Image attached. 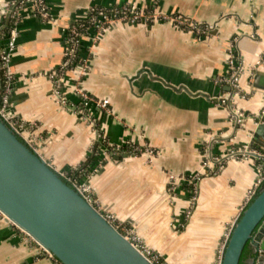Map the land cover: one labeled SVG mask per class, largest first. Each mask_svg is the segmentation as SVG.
Here are the masks:
<instances>
[{
    "label": "crops",
    "instance_id": "0c3cea01",
    "mask_svg": "<svg viewBox=\"0 0 264 264\" xmlns=\"http://www.w3.org/2000/svg\"><path fill=\"white\" fill-rule=\"evenodd\" d=\"M12 1L0 0V48ZM46 1L48 18L28 6L19 22L10 62V112L32 124L37 151L65 171L91 155L97 141L95 129L77 109L76 82L94 99L107 98L110 110L95 100L88 105L107 141L147 144L156 153L114 154L102 164L96 155L89 181L99 204L124 223L135 222L143 241L167 264H215L225 230L243 210L260 168L254 158H231L219 173L204 174L195 182L191 178L204 170L201 146L212 133L220 136L214 143L216 153H225L235 143L252 142L255 115L264 109V0ZM128 2L182 14L211 27L199 34L169 19L118 21L96 41L89 31L81 44L86 71L66 74L61 102L50 73L63 60L66 27L92 6ZM230 49L245 65L244 95L231 97L230 86L222 81L229 73ZM142 67L150 72L137 73ZM151 73L189 90L176 89ZM198 91L216 98L192 93ZM231 101L247 114L239 128L229 120ZM171 182L176 184L174 195ZM249 248L245 264H252L259 253L254 241ZM0 264L63 263L39 251L0 214Z\"/></svg>",
    "mask_w": 264,
    "mask_h": 264
},
{
    "label": "water",
    "instance_id": "95a60500",
    "mask_svg": "<svg viewBox=\"0 0 264 264\" xmlns=\"http://www.w3.org/2000/svg\"><path fill=\"white\" fill-rule=\"evenodd\" d=\"M255 116L252 142L264 147V109ZM0 210L63 264H155L1 116ZM251 241L259 251L252 264H264V183L234 221L220 264H239Z\"/></svg>",
    "mask_w": 264,
    "mask_h": 264
},
{
    "label": "built area",
    "instance_id": "2783aa9c",
    "mask_svg": "<svg viewBox=\"0 0 264 264\" xmlns=\"http://www.w3.org/2000/svg\"><path fill=\"white\" fill-rule=\"evenodd\" d=\"M13 10L10 14V26L8 29L5 27L3 30V37L5 42L0 48V62L4 65V75H5V86L3 90H0V116L11 125L18 134L23 137L27 143H29L34 149H38L35 136L31 133L32 124H27L22 119L15 117L9 110V91L10 84L12 80V74L10 70L11 57L14 52V49L17 45V36L19 34V22L22 17L23 10L30 6L32 9L41 17L48 18L50 16V8L46 0H13ZM87 18L88 21L84 22L82 19ZM158 19H169L177 23L178 25L192 28L197 33H204L208 31L211 27V24L199 23L185 15L182 14H166L161 13L156 10L153 6H138L135 3H122L115 4L111 6H102L95 5L92 6L87 14L79 19L76 23L75 20L71 22L68 27H66V47L64 52L63 60L61 64L55 68L50 73L55 85V93L57 98L64 102L63 95V86L64 79L67 73L71 70L77 69L80 72H85L87 68V58H83L81 55V44L82 38L89 31L93 33V39L96 41L98 36L111 24L118 21L124 22H138V21H155ZM228 63H229V73L222 78V81L227 83L231 88V97L234 95H244L241 86V75L245 70V65L240 55L234 49H230L228 54ZM1 87V84H0ZM75 92L80 98L78 105V111L81 115L84 116L86 121L92 125L96 124V118L92 115L89 109L90 101H96L98 106L105 110H110L109 101L107 98L104 99H94L89 93H87L83 87L76 82ZM233 98H231L232 100ZM247 114L243 109H241L235 101H231L229 104V120L231 125L235 128H239L243 125L245 117ZM97 141H100L102 145L96 149L95 152L99 156V163L102 164L103 159L106 157H112L114 154H139L147 153L150 157L156 153V149L151 145H139L130 141H125L122 143L110 144L102 133H100L99 128H95ZM221 135V134H220ZM219 134H211L209 138L203 141L201 146V163L204 170L201 173L195 174L191 179L199 180L204 174H217L225 167L227 161L231 158H254L260 168L259 175L255 180L252 187L248 190L245 206L249 201L254 197L259 188L264 183V147L259 146L253 142H245L242 144H233L231 145L225 153H216L214 151V143L218 141ZM96 141V142H97ZM104 143V144H103ZM93 143V147H94ZM106 144H110L112 147L108 148ZM128 145V149H124V145ZM71 169L60 171L58 170L65 179H67L87 200L92 202L99 209L103 210L105 216L109 221L116 225L126 237H128L135 246H137L147 257L153 261L155 264H166L165 261L160 260V254L153 249H151L145 242L141 240L139 235H135L132 231L127 229L126 224L117 219L116 215L102 208L98 200L94 195V190L91 182L89 181V174L86 179L78 178L71 175ZM171 178H174L171 175ZM191 179L189 181H191ZM192 182V181H191ZM176 184L171 182L169 186V191L173 195L175 194ZM195 196V195H194ZM244 206V207H245ZM2 218L8 220L14 224L7 216L0 210ZM234 223L227 226L225 230V240L218 254V258L215 264H220L222 259V253L224 244L230 234V231ZM16 225V224H14ZM17 226V225H16ZM23 233H25L34 243H36L38 250L46 253L51 257H55L48 249L43 245L38 243L31 235H29L25 230L17 226ZM56 258V257H55ZM57 259V258H56Z\"/></svg>",
    "mask_w": 264,
    "mask_h": 264
},
{
    "label": "trees",
    "instance_id": "16d2710c",
    "mask_svg": "<svg viewBox=\"0 0 264 264\" xmlns=\"http://www.w3.org/2000/svg\"><path fill=\"white\" fill-rule=\"evenodd\" d=\"M77 21H79V20H75V22H73V23H76ZM82 21L87 22L88 19L87 18H84V19H82ZM10 24L11 23L8 22V24L6 25V28L7 29L10 26ZM0 84H1L0 90L2 91L3 88H4V86H5V75H4V65L1 62H0ZM101 145H102V143L100 141L95 142L94 147H93V150L95 151ZM106 145L108 146V148H111L112 147L110 144H106ZM128 148H129L128 145L125 144L124 145V149H128ZM95 156H96V153H93L92 152V154L91 155H88V157L83 162H81L78 166H75V167L71 168V170H70L69 173L71 175L75 176V177L80 178V179L84 178L85 175L90 171L91 163H92V161H93V159H94ZM103 161H105V160L103 159ZM189 188H190L191 192L193 193L194 192V189H195L193 183L190 184ZM125 224H127V223H125ZM249 246H250V243H247L245 245V247L243 249V252H242V255H241V259H240L239 264H245V258L249 254V250H250ZM254 255H255V253H254ZM160 260L161 261H164V258L162 256H160ZM58 261H60V260H58Z\"/></svg>",
    "mask_w": 264,
    "mask_h": 264
},
{
    "label": "rangeland",
    "instance_id": "374dc122",
    "mask_svg": "<svg viewBox=\"0 0 264 264\" xmlns=\"http://www.w3.org/2000/svg\"><path fill=\"white\" fill-rule=\"evenodd\" d=\"M81 117L86 121V119L84 118V116L83 115H81ZM87 122V121H86ZM88 123V122H87ZM98 124V122H97V119H96V124L95 125H92V124H90L89 123V125H91L92 127H93V129H95V128H99V125H97ZM87 176H88V174H86L85 175V178L84 179H86L87 178ZM115 214V213H114ZM118 219V218H117ZM137 224L135 223V222H133V224H126V228L127 229H129L130 231H132L135 235H139V237L141 238V240L143 241V238L140 236V234L138 233V229H137V226H136ZM225 237L226 236H224V239H223V243H224V240H225ZM144 242V241H143ZM223 243H222V245H223ZM222 245H221V247H222ZM221 247H220V249H221ZM220 249H219V252H220ZM157 252V251H156ZM159 253V252H158ZM160 254V253H159ZM161 255V254H160ZM219 256H217V258H218ZM165 261V260H164ZM165 263H166V261H165Z\"/></svg>",
    "mask_w": 264,
    "mask_h": 264
},
{
    "label": "bare ground",
    "instance_id": "6f19581e",
    "mask_svg": "<svg viewBox=\"0 0 264 264\" xmlns=\"http://www.w3.org/2000/svg\"><path fill=\"white\" fill-rule=\"evenodd\" d=\"M54 122H56V121H54ZM58 125V124H57ZM53 126H54V124H53ZM80 129V128H79ZM77 133V132H76ZM80 137H81V134H80ZM76 139V138H75ZM73 141V140H72ZM83 143V142H82ZM80 144V143H79ZM77 160V159H76Z\"/></svg>",
    "mask_w": 264,
    "mask_h": 264
}]
</instances>
